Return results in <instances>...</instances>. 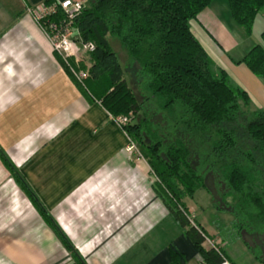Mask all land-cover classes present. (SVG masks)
Masks as SVG:
<instances>
[{"label": "crops", "instance_id": "0c3cea01", "mask_svg": "<svg viewBox=\"0 0 264 264\" xmlns=\"http://www.w3.org/2000/svg\"><path fill=\"white\" fill-rule=\"evenodd\" d=\"M44 1L0 0V148L86 264H204L155 193L146 160L130 155L129 136L80 90L29 13ZM214 1L195 20L212 53L191 29L214 67L226 70L251 101L257 89V108L264 110V78L237 63L252 47L232 57L245 34ZM22 210L0 208L7 264H77L50 227L38 223L36 209ZM215 242L205 247H222L229 262L260 263L246 246ZM237 250L251 260L239 259Z\"/></svg>", "mask_w": 264, "mask_h": 264}, {"label": "trees", "instance_id": "16d2710c", "mask_svg": "<svg viewBox=\"0 0 264 264\" xmlns=\"http://www.w3.org/2000/svg\"><path fill=\"white\" fill-rule=\"evenodd\" d=\"M86 1L89 5L75 28L83 41L96 44V50L80 63L87 73L82 82L57 55L66 72L113 118L134 115L122 129L141 147L143 158L154 171L155 193L203 263L222 264L229 262L225 250L218 245L205 247L211 236L192 218L185 202L208 186L190 161L196 137L201 135L202 148L208 153L203 162L212 163L217 169L216 185L226 190L224 196L233 198L231 212L238 237L264 264V110L250 111V94L236 85L226 70L214 67L191 29V20L213 0ZM227 1L234 22L251 36L264 0ZM109 36L125 50L126 66L135 70L141 86L128 83ZM261 41L237 63L264 78V31ZM153 101L165 114L161 113L167 124L165 132L153 122L151 110H145ZM211 132L216 133L213 140ZM0 159L77 264H86L2 148Z\"/></svg>", "mask_w": 264, "mask_h": 264}, {"label": "rangeland", "instance_id": "374dc122", "mask_svg": "<svg viewBox=\"0 0 264 264\" xmlns=\"http://www.w3.org/2000/svg\"><path fill=\"white\" fill-rule=\"evenodd\" d=\"M214 2H215L214 3L215 6H218V8L221 7L220 9H223V7H225L224 8V14H225L226 18L227 17H229L230 19L232 18V17H230L229 6H228L227 0H215ZM88 5H89L88 1H86V6H88ZM195 20H191V22H190L191 28L196 31L197 37H199L201 39V41H203L206 48L212 53L210 45L207 42H204V41H206L204 39L205 36L199 30V25ZM231 21L235 26L239 27L245 34L244 41H242L241 45H238L235 48V50L233 52H231L232 57L236 56L237 53H240V52H243L247 49H250L254 45L262 42L261 41V33L264 31V9L260 12L259 17L257 18V20L255 22V25L253 27V33L251 36L247 35L245 30L242 27H240L239 25H237L233 19H231ZM109 40L111 42L113 49L118 54L119 59H120L121 63L123 64V67L126 70V79H127L128 83L131 86L133 85L134 87H135V85L141 86L140 81H138V79L135 76V72H134L135 70L129 66H126L127 65L126 58H128V57H127L125 50L120 45L119 41L116 38L111 37V36H109ZM215 50L218 51L216 47H215ZM88 56L89 55L85 56L84 59L87 60ZM233 82L236 85H239L234 80H233ZM134 83H136V84H134ZM239 86L241 87V85H239ZM256 90L254 92V98L255 99L253 98L251 101L250 111L257 110L258 109L257 108L258 103L259 102L261 103V101H260L261 97L258 94H256ZM253 91H254V88H253ZM153 109H156V111H158V113H156V111H154ZM145 110H151L148 112L151 115L153 122L156 125L159 124L158 127L160 128L161 133L165 132L164 127L167 128V124H166L165 120L163 119L161 113L163 115H165V114L162 110H160L156 101H153V102L147 104L145 107ZM126 116L131 117V119L133 120V117H134L133 114L126 115ZM167 131H168V129H167ZM215 135H216L215 132L210 133L211 140L216 138ZM129 139H131V138H129ZM206 139H208V137ZM132 141L136 146V150L130 152V155H133L136 158H143V154H144L143 150L141 149V147H139V145L137 144V142L135 140H132ZM202 141L203 140H202L201 135L196 137V142H195V146H194L195 152H193V150H192L191 156H190V161H191L192 165L194 166V168L201 175H203L205 177L208 186L206 188L199 189L193 198H186L185 202H186L189 210L190 209L194 210L193 212L195 214V218L197 217L198 221H203V225L205 226V228L209 232H212V230H213V232L216 233V235H210L211 240H207V242H210V245H213L216 237H218V239L220 240L219 244L226 243L229 245L228 246L229 249L232 246L233 247L236 246L238 248H243L245 246V244L243 242V238L239 239L237 229L234 228L235 217H234V214L231 212L232 211L231 204L233 203V198L230 196H224L223 192L226 190H224L222 187H218L216 185V183H217L216 182L217 181L216 180L217 179V177H216L217 176V169L214 166H212L211 162H208V161L206 163L203 162V161H206V156L208 155V153H207V149L202 148L203 147ZM151 171L153 172V174L152 173L151 174H152V181L154 183V182H156V178H155L154 171L152 169H151ZM20 193H22L24 197H22L21 199H19V197L16 198V195L17 194L19 195ZM1 195H4V200L0 201V208L1 207L10 208L11 205L13 206V204H19V205H21V208L23 210H25L27 208H34L37 210L36 206L31 202V200L29 199L27 194L18 185L16 180L13 177H11L8 169L5 167V165L2 163V161L0 159V200H1ZM20 196H22V195H20ZM15 198H16V200H15ZM23 210H22V212H24ZM38 213H39V211H38ZM191 215H192V212H191ZM192 218L195 219L194 217H192ZM6 219L7 218L0 216V223H1V221L5 222ZM36 219L38 220L39 224H47L46 221L41 216V214H40L39 219L38 218H36ZM248 254H250V253L249 252L246 253L243 250H237L236 251L237 257L239 259L243 260L244 262H248L249 260H251V259H249ZM0 264H7L3 260L2 254H0ZM256 264H260V263H256Z\"/></svg>", "mask_w": 264, "mask_h": 264}, {"label": "built area", "instance_id": "2783aa9c", "mask_svg": "<svg viewBox=\"0 0 264 264\" xmlns=\"http://www.w3.org/2000/svg\"><path fill=\"white\" fill-rule=\"evenodd\" d=\"M87 8L86 0H55L50 4L41 3L29 8V13L47 36L56 55L60 56L71 73L79 81L87 78V73L80 68L85 56L96 50L93 41H83L75 23ZM121 126L131 122V117L119 116L114 118ZM136 150L129 139L127 151ZM222 264H230L224 261Z\"/></svg>", "mask_w": 264, "mask_h": 264}]
</instances>
